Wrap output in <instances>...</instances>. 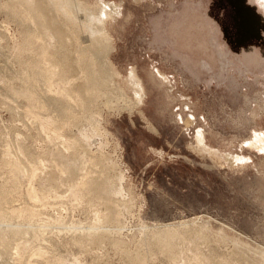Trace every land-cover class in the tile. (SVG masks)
<instances>
[{
	"label": "rangeland",
	"instance_id": "1",
	"mask_svg": "<svg viewBox=\"0 0 264 264\" xmlns=\"http://www.w3.org/2000/svg\"><path fill=\"white\" fill-rule=\"evenodd\" d=\"M68 1L0 0V264H264V0Z\"/></svg>",
	"mask_w": 264,
	"mask_h": 264
},
{
	"label": "bare ground",
	"instance_id": "2",
	"mask_svg": "<svg viewBox=\"0 0 264 264\" xmlns=\"http://www.w3.org/2000/svg\"><path fill=\"white\" fill-rule=\"evenodd\" d=\"M59 1V3H60V5H61V10H62V12L66 15V16H68L70 19L69 20H71L72 21V16H73V11H72V9H73V6H72V4L68 1V0H57V2ZM68 19V18H67ZM89 42V41H88ZM135 77V76H134ZM133 78V77H132ZM136 78V77H135ZM134 78V79H135ZM131 81H136V82H138L137 80H131ZM139 83H140V81H139ZM136 84V83H135ZM135 87H137V86H135ZM141 88V87H140ZM139 88V89H140ZM137 89V88H136ZM138 89V90H139ZM140 92H141V89H140Z\"/></svg>",
	"mask_w": 264,
	"mask_h": 264
}]
</instances>
